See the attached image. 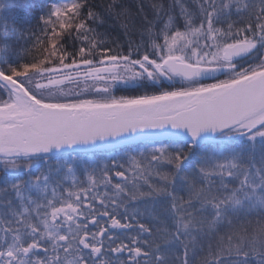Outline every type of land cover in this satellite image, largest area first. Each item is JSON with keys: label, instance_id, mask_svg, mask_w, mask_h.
Masks as SVG:
<instances>
[{"label": "snow or ice", "instance_id": "6c2138e0", "mask_svg": "<svg viewBox=\"0 0 264 264\" xmlns=\"http://www.w3.org/2000/svg\"><path fill=\"white\" fill-rule=\"evenodd\" d=\"M0 264H264V0H0Z\"/></svg>", "mask_w": 264, "mask_h": 264}, {"label": "trees", "instance_id": "16d2710c", "mask_svg": "<svg viewBox=\"0 0 264 264\" xmlns=\"http://www.w3.org/2000/svg\"><path fill=\"white\" fill-rule=\"evenodd\" d=\"M98 3H103L105 2V0H97ZM127 2L130 4V6L132 7L133 11H135V8H136V3H137V0H127ZM145 3H147V0H144ZM110 31H112L114 34L115 33H118V29L116 28H109ZM118 95L119 94H122V93H117Z\"/></svg>", "mask_w": 264, "mask_h": 264}]
</instances>
